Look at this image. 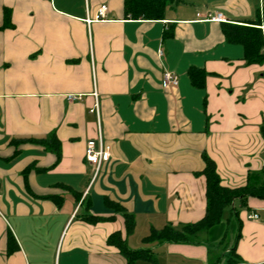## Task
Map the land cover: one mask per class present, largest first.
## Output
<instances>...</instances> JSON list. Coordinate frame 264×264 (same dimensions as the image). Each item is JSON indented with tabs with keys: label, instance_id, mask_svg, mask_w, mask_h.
<instances>
[{
	"label": "crops",
	"instance_id": "0c3cea01",
	"mask_svg": "<svg viewBox=\"0 0 264 264\" xmlns=\"http://www.w3.org/2000/svg\"><path fill=\"white\" fill-rule=\"evenodd\" d=\"M223 23L264 36V0H174L158 20L130 18L124 0H0V264H127L108 241L116 232L152 255L133 264H214L232 248L264 262L257 197L226 209L217 245L145 241L204 218L203 154L229 188L264 167V59L248 62ZM164 71L176 86H162ZM96 104L112 158L94 179Z\"/></svg>",
	"mask_w": 264,
	"mask_h": 264
},
{
	"label": "trees",
	"instance_id": "16d2710c",
	"mask_svg": "<svg viewBox=\"0 0 264 264\" xmlns=\"http://www.w3.org/2000/svg\"><path fill=\"white\" fill-rule=\"evenodd\" d=\"M174 0H124V10L127 16L133 19L158 20L163 19L166 7ZM260 23V22H259ZM258 23V24H259ZM223 32L228 41L239 43L244 46L248 62H260L264 59V36L262 30L256 25H240L223 23ZM203 72L192 70L190 76L196 84H203V79L197 80L198 74ZM197 76V77H196ZM264 137V125L261 126ZM42 143L48 144L46 140ZM48 149L53 150L58 160L61 157L60 143L55 137L51 139ZM205 168L202 173L207 182V209L203 219L195 223H187L179 226L169 224L162 229H152L145 238L146 242H173L201 244L212 239L217 240L221 225L224 223L223 213L233 205L234 200L241 199L245 203L249 197L264 199V167L261 173L250 172L245 186L229 188L221 184L217 173L216 163L207 155L203 154ZM124 211L127 234L133 232L135 219L132 214ZM127 259V264H133L137 259H151L152 255L147 249L131 250L119 232L112 234L108 240ZM224 259V261H223ZM214 264H244L236 249L232 248L227 254L220 253L215 257ZM261 264H264L261 263Z\"/></svg>",
	"mask_w": 264,
	"mask_h": 264
},
{
	"label": "built area",
	"instance_id": "2783aa9c",
	"mask_svg": "<svg viewBox=\"0 0 264 264\" xmlns=\"http://www.w3.org/2000/svg\"><path fill=\"white\" fill-rule=\"evenodd\" d=\"M108 11V6L106 4H103L98 9V13L96 15V18H105L106 12ZM208 19V18H207ZM212 20H225L222 13H218L215 16H211ZM262 29L264 28V23L260 26ZM178 84V77L170 72V71H164L163 72V79H162V86L164 88L169 86H176ZM68 98L70 100H74L77 98V96L69 95ZM91 112L95 113L98 118V132L97 137L93 139H89L86 148H85V159L88 163H90L93 166V177L94 179L97 178L100 174L102 165L109 161L112 158L111 148L110 145L107 144L104 140L102 126L100 122V109L98 104H96L95 107L91 108ZM252 219H257L258 214L252 213L249 216Z\"/></svg>",
	"mask_w": 264,
	"mask_h": 264
},
{
	"label": "rangeland",
	"instance_id": "374dc122",
	"mask_svg": "<svg viewBox=\"0 0 264 264\" xmlns=\"http://www.w3.org/2000/svg\"><path fill=\"white\" fill-rule=\"evenodd\" d=\"M143 233H146V232H143ZM142 235H144V234H142V232H141V234H140V236H142ZM134 241H136V239H134ZM205 241V240H204ZM203 241V239H202V243H209L210 241H207V242H204ZM134 243V242H133ZM201 243V244H202ZM220 243V240H215L214 241V245H217V244H219ZM132 245V244H131ZM137 246L136 247H146V246H150L149 244L148 245H146V244H144V243H142L141 242V238H140V240L138 239V242H137V244H136Z\"/></svg>",
	"mask_w": 264,
	"mask_h": 264
}]
</instances>
